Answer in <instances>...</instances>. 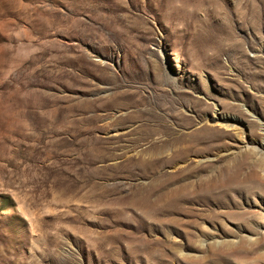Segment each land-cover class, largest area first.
Here are the masks:
<instances>
[{
  "label": "rangeland",
  "instance_id": "rangeland-1",
  "mask_svg": "<svg viewBox=\"0 0 264 264\" xmlns=\"http://www.w3.org/2000/svg\"><path fill=\"white\" fill-rule=\"evenodd\" d=\"M259 96L264 0H0V264H264V192L252 225L166 193L232 149L264 175ZM217 114L244 137L196 144Z\"/></svg>",
  "mask_w": 264,
  "mask_h": 264
},
{
  "label": "bare ground",
  "instance_id": "bare-ground-1",
  "mask_svg": "<svg viewBox=\"0 0 264 264\" xmlns=\"http://www.w3.org/2000/svg\"><path fill=\"white\" fill-rule=\"evenodd\" d=\"M262 89L259 87L258 90ZM256 102L255 111L264 113V98L259 96ZM234 111L245 114L237 107H234ZM249 123L253 128V136L257 139L243 141L246 144V150L249 151L251 158L254 155L258 159H264V120L256 118L249 120ZM189 124L192 125L193 121L190 120ZM258 128L261 132H258ZM193 133L196 144H212L233 134L236 135L235 138L239 135L244 137L245 128L238 118L217 114L209 120V123L196 127ZM260 138L263 140L258 141ZM173 142L179 143L180 138L174 139ZM180 143H184L179 147L181 156L187 158L194 151L190 145V138H185ZM218 154L217 158L207 156L199 159L198 161L202 163L199 165H191L189 162L183 164L180 167L183 180L174 187H167L166 193L172 196L178 192L186 200L203 207L209 214L218 215V222L216 221L218 225L227 219L225 216L227 213L235 214L242 221V225L243 223L252 225L254 217L259 214L253 209L252 198L264 192V175L258 172L256 160L252 162L246 154L235 153L234 149ZM213 163H218L214 170L204 175L199 172L200 169H208ZM192 176L196 178L191 180ZM216 208L218 209L215 212ZM260 218L259 227L264 229V216L260 215ZM199 264H205V262Z\"/></svg>",
  "mask_w": 264,
  "mask_h": 264
}]
</instances>
